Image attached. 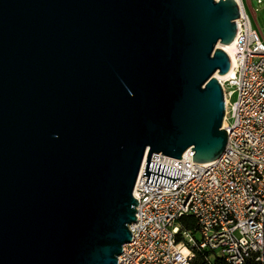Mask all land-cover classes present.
<instances>
[{
  "label": "water",
  "instance_id": "1",
  "mask_svg": "<svg viewBox=\"0 0 264 264\" xmlns=\"http://www.w3.org/2000/svg\"><path fill=\"white\" fill-rule=\"evenodd\" d=\"M235 0H0V264H117L140 167L225 149Z\"/></svg>",
  "mask_w": 264,
  "mask_h": 264
},
{
  "label": "built area",
  "instance_id": "2",
  "mask_svg": "<svg viewBox=\"0 0 264 264\" xmlns=\"http://www.w3.org/2000/svg\"><path fill=\"white\" fill-rule=\"evenodd\" d=\"M235 1L239 17L232 55L225 51L232 74L220 81L225 149L207 163L192 161L190 149L179 159L152 154L150 161L181 170L169 186L146 183L143 161L132 191L138 204L128 225L131 240L117 264H192L204 250L210 252L208 264L214 258L264 264V39L243 0ZM261 2L247 0L251 9ZM183 217L193 218L195 227L180 224Z\"/></svg>",
  "mask_w": 264,
  "mask_h": 264
},
{
  "label": "rangeland",
  "instance_id": "3",
  "mask_svg": "<svg viewBox=\"0 0 264 264\" xmlns=\"http://www.w3.org/2000/svg\"><path fill=\"white\" fill-rule=\"evenodd\" d=\"M255 0H252V2ZM245 9L251 19L252 26L257 30L261 39H264V0L259 4H252V9L249 7L247 0H243ZM236 100V95L233 94L229 98V102L233 103ZM228 122L231 123L232 120L229 118ZM198 237L197 234H195Z\"/></svg>",
  "mask_w": 264,
  "mask_h": 264
},
{
  "label": "trees",
  "instance_id": "4",
  "mask_svg": "<svg viewBox=\"0 0 264 264\" xmlns=\"http://www.w3.org/2000/svg\"><path fill=\"white\" fill-rule=\"evenodd\" d=\"M180 224H183L186 228H194L195 227V220L193 218L183 217L179 220ZM210 252L204 250L202 252H198L192 262V264H208L206 258L209 256ZM210 264H226L223 259L214 258ZM243 264H259L254 259H247Z\"/></svg>",
  "mask_w": 264,
  "mask_h": 264
},
{
  "label": "bare ground",
  "instance_id": "5",
  "mask_svg": "<svg viewBox=\"0 0 264 264\" xmlns=\"http://www.w3.org/2000/svg\"><path fill=\"white\" fill-rule=\"evenodd\" d=\"M221 46L228 54L232 55L233 42ZM231 74H232V70H229L226 74L216 75V77L218 78L219 81H222L223 79L228 78Z\"/></svg>",
  "mask_w": 264,
  "mask_h": 264
}]
</instances>
